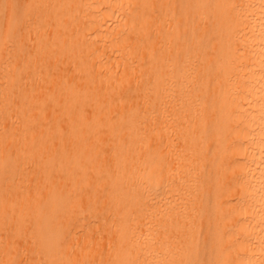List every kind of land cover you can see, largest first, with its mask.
<instances>
[{
	"label": "bare ground",
	"instance_id": "bare-ground-1",
	"mask_svg": "<svg viewBox=\"0 0 264 264\" xmlns=\"http://www.w3.org/2000/svg\"><path fill=\"white\" fill-rule=\"evenodd\" d=\"M0 264H264V0H0Z\"/></svg>",
	"mask_w": 264,
	"mask_h": 264
}]
</instances>
